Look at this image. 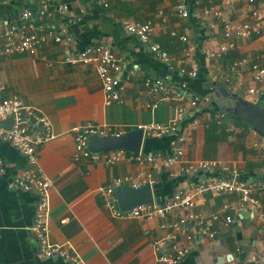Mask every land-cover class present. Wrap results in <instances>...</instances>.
I'll return each mask as SVG.
<instances>
[{
  "label": "crops",
  "instance_id": "0c3cea01",
  "mask_svg": "<svg viewBox=\"0 0 264 264\" xmlns=\"http://www.w3.org/2000/svg\"><path fill=\"white\" fill-rule=\"evenodd\" d=\"M60 2L67 3L69 9L60 11ZM177 2L59 0L51 2L42 14L39 0H0V32L8 24L19 23L22 13L30 9L39 26L72 39L69 44L50 40L36 55L0 58V84L5 86V96L18 95L52 122L56 135L39 148V164L54 182L50 190L51 238L59 244L70 242L81 254L84 264H163L158 261L153 246L156 238L167 233L160 226L162 219L116 216L106 205L100 188L110 184L114 177L136 176L141 170L154 171L153 184L162 183L155 193L164 203L182 185L184 176L179 172L180 164L158 172L148 162L122 159L105 165L90 158H75V126L92 121L129 131L139 124L167 123L174 116L172 102L165 101L154 110L145 106L149 100L145 87L148 77L166 79L168 86L182 90L186 97H203L182 123L187 134L184 144L187 159H221L237 167L242 178L253 179L255 195L264 206V181L260 177L264 173V150L256 145L264 137L245 125L229 121L218 124L216 114L222 111L211 97L207 98L211 93L205 86L207 81H215L216 74L226 72L236 58L249 57L264 65V37L239 40L236 49L228 55L211 58L206 49L222 41L223 30L201 20L207 0H186L190 11L187 18L178 14ZM217 3L233 22L247 18L249 5L245 0H217ZM143 20L154 22L152 39L170 52L173 70L151 52L146 42L127 31L128 23ZM173 29L189 37L193 46L189 55H185L182 41L171 36ZM97 44L124 56V72L133 64L141 66L126 83L123 103H105L102 82L93 65L65 61L68 53ZM193 67L197 68V74L190 76L188 72ZM217 82L226 84L221 79ZM253 85L247 77L233 91L264 105V88L250 94L249 87ZM231 123L236 128L233 131L226 128ZM175 136V133L145 136L141 154H171ZM0 159L5 167L0 174V264H67L59 257L38 256L30 230L37 197L9 186L27 165L24 155L0 140ZM203 178L202 173L194 175L196 182ZM226 200L236 202L232 194L195 196L197 209L207 214L221 210ZM230 213L235 218L232 226L220 231L215 240H206L195 232L191 250L181 264H264V229L249 216L247 207Z\"/></svg>",
  "mask_w": 264,
  "mask_h": 264
},
{
  "label": "built area",
  "instance_id": "2783aa9c",
  "mask_svg": "<svg viewBox=\"0 0 264 264\" xmlns=\"http://www.w3.org/2000/svg\"><path fill=\"white\" fill-rule=\"evenodd\" d=\"M54 1L59 0H39L40 12L45 14L49 4ZM245 2L249 5L247 18L235 23L225 15L217 0H207L201 20L210 24L214 29L222 27L223 30L222 41L207 47L206 53L209 57L221 59L236 49L239 40L254 36L264 37V0H245ZM58 7L62 12L69 9V5L64 2H60ZM176 10L182 18L189 16L190 11L186 0H178ZM33 17L32 10H25L19 23L8 24L4 27L0 32V58L17 54L36 55L50 40L64 44L71 42L69 35L39 26ZM163 21L168 22L166 18ZM126 28L128 32L146 42L151 52L167 62L169 68L173 70L170 52L160 42L152 39L154 32L152 20L131 22ZM170 34L173 38L182 41L185 55L192 52L193 46L186 34L175 29L171 30ZM65 61L73 64H91L95 67L102 82L107 105L124 102L126 83L141 70L139 64H133L127 72H124V56L100 44L88 45L77 53H68ZM182 72L186 73V70L182 69ZM188 73L190 76H195L197 68L193 67ZM247 77L255 84L249 87L250 94L258 93L264 88V65L252 61L249 57H239L229 65L226 72L216 74L214 80H223L233 90L241 86ZM145 87L149 94V100L145 104L147 108L154 110L161 103L168 101L173 103L175 114L167 123L139 124L137 128L142 129L145 136L175 133V139L171 142L172 153L143 155L123 148L93 151L91 139L94 136H120L128 130L87 121L73 128L75 158H90L105 165L115 164L122 159L139 163L148 162L152 165V169L158 172L170 170L173 165L180 164L179 172L184 179L173 196L164 203H140L123 211L118 206L115 187L122 184H129L133 187H140L148 182L153 184L154 171L141 170L136 176L114 177L110 184L100 188L108 208L120 217L162 219L160 226L166 229L167 233L156 238L153 246L158 261L163 264H181L191 250L195 232L206 240H215L220 231L232 226L235 219L230 213L232 210L240 212L241 208L247 207L250 212L249 216L256 219L264 229V206L260 198L255 195V182L242 178L237 167L230 166L221 159L189 160L186 157L184 144L187 134L182 129V123L187 114L198 107L203 97L199 95L186 97L185 92L168 86L166 79L163 78L148 77L145 79ZM4 91L5 86L0 84V140L10 143L21 152L27 164L9 183V186L33 193L37 197L35 218L30 230L36 240L38 256L44 259L59 257L67 264H84L81 254L70 242L59 244L51 238L50 190L54 182L39 164V148L55 137L52 122L41 110L29 105L23 98L18 95L5 96ZM216 121L220 125L226 122L228 124L224 112L216 114ZM226 128L229 131L236 129L232 123ZM250 128L257 132L253 127L250 126ZM256 145L264 150V139ZM4 170L3 161L0 159V174ZM199 173H202L204 178L196 182L194 175ZM205 193L232 194L236 202L226 200L221 210L207 214L197 209L195 202L196 195ZM170 216L171 219H169Z\"/></svg>",
  "mask_w": 264,
  "mask_h": 264
},
{
  "label": "water",
  "instance_id": "95a60500",
  "mask_svg": "<svg viewBox=\"0 0 264 264\" xmlns=\"http://www.w3.org/2000/svg\"><path fill=\"white\" fill-rule=\"evenodd\" d=\"M211 95L207 96L216 103L218 109L225 113L226 121H244L260 132L264 137V105L254 103L231 90L226 84L217 81L205 83ZM7 125V123L5 122ZM144 131L134 128L120 136H94L91 139V149L96 152L110 151L123 148L135 154L141 153ZM261 180L264 181V173H260ZM253 182V179L249 180ZM162 187V183H146L140 187H133L129 184H122L115 187L118 198V206L126 211L140 203L160 204V197L155 190ZM240 264H244L241 262Z\"/></svg>",
  "mask_w": 264,
  "mask_h": 264
},
{
  "label": "trees",
  "instance_id": "16d2710c",
  "mask_svg": "<svg viewBox=\"0 0 264 264\" xmlns=\"http://www.w3.org/2000/svg\"><path fill=\"white\" fill-rule=\"evenodd\" d=\"M222 28V27H221ZM235 124H239V125H245L246 127H250L249 124H247L244 121H234Z\"/></svg>",
  "mask_w": 264,
  "mask_h": 264
}]
</instances>
